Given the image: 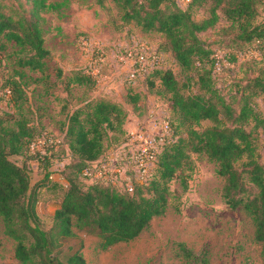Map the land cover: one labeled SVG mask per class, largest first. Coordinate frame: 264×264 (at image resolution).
Here are the masks:
<instances>
[{
	"label": "trees",
	"instance_id": "1",
	"mask_svg": "<svg viewBox=\"0 0 264 264\" xmlns=\"http://www.w3.org/2000/svg\"><path fill=\"white\" fill-rule=\"evenodd\" d=\"M98 1L102 4V0ZM113 1L122 11L124 21L134 22L143 32L164 36L165 40L156 46L161 54L169 51L183 69L200 70L196 93L184 92L174 71L165 65L146 76V80L159 79L170 95L173 113L187 127L188 136L169 137L147 179L142 184L135 183L130 193L120 191L108 181L93 180L86 184L84 168L101 158L109 131H115L117 139L127 133V113L120 103L109 99L86 101L69 115L64 138L73 160L64 168V175L58 173L65 179L64 195L55 211L54 224L47 230L40 224L36 205L39 189L47 181L58 183L50 178L56 172L46 170L40 181H34L32 168L14 162L10 156L29 154L39 161L36 168L47 169L51 165V149L57 143H50L45 153H32L31 144L43 131L36 133L24 119H17L16 127L0 119V217L5 234L16 242L15 258L21 264H86L83 241L74 228L95 233L103 249L138 237L154 217L166 211L172 195L170 181L176 175L185 178V170L191 168L190 155L197 153L215 162L216 172L224 180L222 195L226 203L231 208L242 207L251 217L264 262V162L256 157L254 137L256 130L264 131V116L251 100L252 95L264 94V21L257 22L263 0H188L185 8L175 0ZM208 1L209 16L196 20L192 7ZM49 3V0H0V38L15 42L23 53L19 64L32 70L43 71L50 56L44 45L41 15ZM221 13L238 30L236 43L207 45L202 35L218 23ZM258 39L262 40L260 55L243 59L251 70L257 71L242 86L241 105L236 109L218 89L214 77L235 66L242 59L239 54ZM220 51L225 53L230 66L220 60V68L216 70V54ZM69 80L93 86L97 75L77 69ZM249 88L251 93L245 94ZM132 89L130 86L127 90V97L136 105L141 96ZM20 91L17 79L4 83V93L10 101L21 98ZM203 120H210L212 125L198 129L196 126ZM250 122L254 129H248ZM170 125L174 126V135L178 127L172 121ZM245 174L257 188L253 195L248 192ZM182 186L187 188L185 180ZM68 238L80 239L79 246H70L63 256L62 245ZM179 247L187 262H207L184 243H179Z\"/></svg>",
	"mask_w": 264,
	"mask_h": 264
},
{
	"label": "rangeland",
	"instance_id": "2",
	"mask_svg": "<svg viewBox=\"0 0 264 264\" xmlns=\"http://www.w3.org/2000/svg\"><path fill=\"white\" fill-rule=\"evenodd\" d=\"M175 1L181 7L187 5ZM49 2L41 12L44 45L50 51L43 71L21 66L19 59L23 53L20 47L0 38V119L10 127H16L17 119H24L36 133L43 131L52 135L57 144L51 149V165L47 169L36 168L39 161L29 154H12L10 158L31 167L34 181H40L46 170L64 175V168L73 160L64 138L69 115L88 100L109 99L123 106L127 113L125 123L130 124V128H126L127 133L119 139L115 138V131H109L97 171L83 181L86 184L93 180L112 182L120 191L130 193L127 189L130 182L133 185L144 183L133 169L134 145L129 142L130 131L147 128L153 117H165L178 127L174 135V126L171 127L170 138H187L188 133L187 127L173 113L170 95L159 79L146 80L139 74L130 81L129 67L119 62L116 54L119 49L139 42L156 47L165 38L157 32H143L134 22L124 21L122 11L113 0H102V4L98 0ZM210 8V1L194 5V18L201 20L209 16ZM263 21L264 0L257 18V22ZM237 35V28L221 13L218 23L204 32L202 39L207 45L222 46L236 43ZM163 53L165 67L174 71L183 91L198 92L200 70L195 67L183 69L171 52ZM240 58L226 73L214 77L218 89L236 109L241 105L242 86L257 71L251 70L248 61ZM77 69L95 71L96 84L71 82L69 79ZM11 78L21 85L18 95L21 98L13 101L4 93V83ZM130 86L133 93L138 92L141 96L136 105L127 97ZM237 91L238 95H235ZM251 91L249 88L245 94ZM251 100L264 116V94L252 95ZM211 125L210 120H203L196 127L204 129ZM247 127L254 129L253 122ZM254 137L256 157L264 162V131L256 130ZM190 158L191 168L185 170V178L176 175L170 181L172 195L168 208L154 217L138 237L103 249L101 239L95 233L74 228L83 241L86 264H264L262 246L254 238V223L242 207L231 208L226 203L222 195L224 180L217 174L215 162L205 154L191 153ZM245 177L248 192L253 195L257 188L248 180L247 174ZM184 180L186 189L182 186ZM64 182L65 179L58 183L47 181L39 189L36 210L44 229L48 230L54 224L55 211L64 195ZM79 241L78 238L66 239L62 255L69 252L70 246L77 248ZM179 243H184L194 254L204 256L207 262H187ZM15 246V240L5 234L0 217V264H21L15 258Z\"/></svg>",
	"mask_w": 264,
	"mask_h": 264
},
{
	"label": "built area",
	"instance_id": "3",
	"mask_svg": "<svg viewBox=\"0 0 264 264\" xmlns=\"http://www.w3.org/2000/svg\"><path fill=\"white\" fill-rule=\"evenodd\" d=\"M187 1L188 0H179L181 3ZM261 43L262 40L258 39L251 48L241 52L239 55L247 59L258 57L261 53ZM224 54L223 51L216 54L218 58L216 61V70L220 68V60H222L226 66H230ZM116 58L119 62L129 67L130 81L134 80L136 75L140 74L146 77L153 70L164 67L163 54L157 50V47H152L146 42H139L129 47L119 49ZM7 91L9 92V90ZM151 121V125L147 128L142 127L130 131L128 137L129 142L134 145L131 154L134 172L139 179L144 180L147 179L155 167L157 155L161 147L168 141L171 130L170 121L165 117H153ZM54 141L55 139L52 135L43 132L32 142L31 152L36 153L39 151L41 154L45 153L48 145ZM98 162L99 160L90 163L89 166L84 168L83 174L85 176H91L97 171ZM50 178L58 182L64 181L63 176L58 173L51 174ZM127 189L132 192L134 185L130 182Z\"/></svg>",
	"mask_w": 264,
	"mask_h": 264
},
{
	"label": "crops",
	"instance_id": "4",
	"mask_svg": "<svg viewBox=\"0 0 264 264\" xmlns=\"http://www.w3.org/2000/svg\"><path fill=\"white\" fill-rule=\"evenodd\" d=\"M94 73H95V71H94ZM126 128H127V129L130 128V124L128 125V124L125 123V129H126Z\"/></svg>",
	"mask_w": 264,
	"mask_h": 264
}]
</instances>
